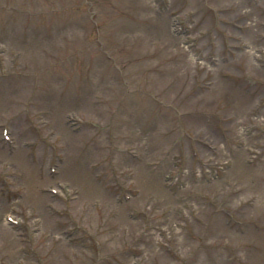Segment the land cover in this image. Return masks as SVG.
<instances>
[{"label":"rangeland","instance_id":"rangeland-1","mask_svg":"<svg viewBox=\"0 0 264 264\" xmlns=\"http://www.w3.org/2000/svg\"><path fill=\"white\" fill-rule=\"evenodd\" d=\"M263 33L264 0H0V264H264V69L229 76Z\"/></svg>","mask_w":264,"mask_h":264}]
</instances>
